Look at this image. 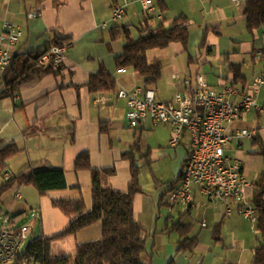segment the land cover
<instances>
[{"label": "crops", "instance_id": "1", "mask_svg": "<svg viewBox=\"0 0 264 264\" xmlns=\"http://www.w3.org/2000/svg\"><path fill=\"white\" fill-rule=\"evenodd\" d=\"M159 1L164 13L157 0L155 6L166 24L181 16L186 18L189 41L186 52L179 44L147 52V60L158 61L162 67L161 79L152 89L156 100L172 102L175 94L183 92L184 81L201 76L211 88H236L239 96L233 100L238 102L264 68L261 58H256V53L264 49V27L252 36L247 34L242 9H236L230 0ZM113 5L114 0H0V34L4 22L19 26L23 32L11 49L13 57L42 54L57 44L67 47L65 61L55 74L21 87L13 98L0 101V147L14 143L19 151L6 163L8 173L4 175L13 179L24 171L26 178L34 180V185L14 183L6 192H10L12 204L5 222L12 227L28 225V240L51 238L70 221L52 206L53 201L80 198L89 212L91 173L74 170L77 156L87 153L93 169H114L105 184L117 192H127L131 161L138 169L140 193L133 198V215L148 236L141 257L144 262L252 264L260 238L255 226L238 214L236 204L209 202L194 187L190 206H169V191L179 184L189 140L184 136L171 147L168 126L146 121L136 129L129 127L125 102L116 94L121 89L131 92L141 88L142 83L132 69H116L115 58L122 55L124 42L112 40L110 31L127 27L130 37L136 39L145 15L137 0H130L125 17L113 24ZM29 13H36V17L28 19ZM233 65L240 66L237 85L233 84ZM102 70L114 79V87L92 94L87 88L89 79ZM262 93L264 89L258 104L263 107L264 102L259 103ZM97 97H103L104 104H96ZM262 119L264 116L251 113L231 124L230 129H258V138L256 143L232 142L225 150L226 156L241 161L250 184L245 196L251 202L264 171L263 158L257 155L260 144L264 145ZM252 121L255 125H248ZM4 195L6 204L8 194L4 193L0 201ZM16 195L20 199H15ZM228 208L231 215H226ZM177 224L190 227L187 237L178 233ZM101 236V223L97 222L76 235L53 240L49 256L72 258L78 245L98 241Z\"/></svg>", "mask_w": 264, "mask_h": 264}, {"label": "trees", "instance_id": "2", "mask_svg": "<svg viewBox=\"0 0 264 264\" xmlns=\"http://www.w3.org/2000/svg\"><path fill=\"white\" fill-rule=\"evenodd\" d=\"M157 1L158 7L164 13L163 4L159 0ZM242 15L245 18L246 32L252 36L255 31L264 27V0H248L242 8ZM138 33V38L132 39L127 27L111 29V39H122L124 42L122 55L115 58V67L117 70L132 69L140 76L142 88L152 90L161 79L162 67L158 61L150 63L147 60V52L164 50L171 44H179L186 52L189 41V25L186 18L182 16L169 24H166L163 17L161 21L156 17H145ZM57 46H61V44H57ZM48 52L12 57L11 67L0 77V101L13 98L21 87L55 74L52 68L40 64L41 58ZM261 61L264 63V52ZM231 72L235 79L233 84L237 85L241 80L240 66H231ZM114 84V79L102 70L99 74L90 77L87 88L92 94L108 92L113 89ZM18 152L14 143L0 147V173L5 171L8 160L16 156ZM257 155L261 156L264 161L263 144H260ZM74 170L75 172L89 171L91 173L92 209L87 212L83 200L80 198L53 201L52 206L70 220L67 227L54 237L40 236L30 240L13 264H151L144 262L141 258L145 252L148 236L135 221L133 215V198L140 193L137 184L138 169L134 162L131 161L130 164L131 179L125 193L114 191L106 186L105 183L114 174V169H93L87 153L77 156L74 161ZM23 172L4 182L0 187V198L11 189L14 183L34 185L33 178H26ZM171 191L172 189L169 192ZM252 203L257 218L255 231L260 238V244L255 249L252 264H264V171L255 186ZM97 222L101 223L102 236L100 240L78 245L72 258H50L49 248L53 240L76 235L79 231L89 228ZM176 227L182 237L188 236L189 226L177 224ZM183 244L179 243L180 247Z\"/></svg>", "mask_w": 264, "mask_h": 264}, {"label": "built area", "instance_id": "3", "mask_svg": "<svg viewBox=\"0 0 264 264\" xmlns=\"http://www.w3.org/2000/svg\"><path fill=\"white\" fill-rule=\"evenodd\" d=\"M156 0H137L145 17L162 15L155 6ZM236 9H242L248 0H230ZM130 0H114L110 22L119 23L126 14ZM28 19H34L36 13H29ZM106 25H103L105 27ZM23 36L22 29L9 22L2 25L0 34V77L11 67L13 49ZM262 51L256 58L262 57ZM67 47H52V54L44 55L40 64L57 70L65 61ZM184 90L174 95L172 102L162 103L156 100L153 90L142 87L129 92L118 90L116 97L125 102L126 121L131 129H136L146 121L154 125L170 128L169 145L176 147L184 136L188 137V156L177 187L169 192V206L187 208L193 202L194 187L207 201L231 202L238 206V214L256 225V210L245 196L250 187L242 163L225 154L226 147L232 142H252L258 138L259 130L230 129V125L244 116L257 113L264 116V107L258 104L260 92L264 89V68L256 76L246 93L238 101L239 91L232 86L221 89L211 88L201 76L192 81L183 82ZM96 104H104L103 97H97ZM10 180L8 174L4 181ZM15 199H20L19 195ZM232 210L226 209V215ZM7 222V221H6ZM4 222L0 227V264L13 262L22 254L31 235L28 225L12 227ZM205 227V223L202 224Z\"/></svg>", "mask_w": 264, "mask_h": 264}, {"label": "rangeland", "instance_id": "4", "mask_svg": "<svg viewBox=\"0 0 264 264\" xmlns=\"http://www.w3.org/2000/svg\"><path fill=\"white\" fill-rule=\"evenodd\" d=\"M244 36L245 35H243L242 38H241V36L238 37L239 38L238 40H242L244 38ZM221 47H223V46H221ZM263 102H264V95L262 93V95L260 97V100H259V103L260 104H263ZM248 125H255V122L254 121L249 122ZM262 125H264V119H262L260 121V126H262ZM4 173H8V172L7 171H3V172L0 173V184L2 182L4 183V177H3L4 176ZM5 194L6 195L8 194L9 195V198H8V201H7L6 204H3L4 203L3 199H4L5 195L3 196L2 200L0 201V227H2V225L4 224V222H5V216L9 214L10 211H8V209H9V206L12 204V199L10 198V192L5 193ZM10 217H8V218H10ZM29 241L30 240L27 241L26 245L28 244ZM6 264H13V262H8Z\"/></svg>", "mask_w": 264, "mask_h": 264}, {"label": "bare ground", "instance_id": "5", "mask_svg": "<svg viewBox=\"0 0 264 264\" xmlns=\"http://www.w3.org/2000/svg\"><path fill=\"white\" fill-rule=\"evenodd\" d=\"M50 54H52V48L49 50V52L48 53H46L45 55H50Z\"/></svg>", "mask_w": 264, "mask_h": 264}]
</instances>
